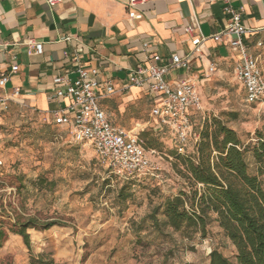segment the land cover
Masks as SVG:
<instances>
[{
    "label": "rangeland",
    "instance_id": "rangeland-1",
    "mask_svg": "<svg viewBox=\"0 0 264 264\" xmlns=\"http://www.w3.org/2000/svg\"><path fill=\"white\" fill-rule=\"evenodd\" d=\"M247 45L264 71V30ZM232 64L219 67L202 86V108L192 113H197L194 123L200 126L214 118L232 129L249 171L264 185V152L261 160L252 152L264 142V104L244 102L245 92L234 78ZM148 109L138 104L119 113L115 106H104L110 123L126 129L148 120ZM158 143L150 159L160 177L127 182L110 173L91 147L73 142L69 132L44 113L22 107L1 110L0 224L7 237L0 248V264H31L30 259L39 252L44 256L48 246L55 251L53 264H209L214 247L232 258L234 249L215 223L204 239L198 235L190 239L162 225L161 210L159 230L147 218L185 185L169 134ZM123 186L129 196L122 203L117 194ZM16 214L38 221L40 230L30 232L27 245L11 231Z\"/></svg>",
    "mask_w": 264,
    "mask_h": 264
},
{
    "label": "crops",
    "instance_id": "crops-1",
    "mask_svg": "<svg viewBox=\"0 0 264 264\" xmlns=\"http://www.w3.org/2000/svg\"><path fill=\"white\" fill-rule=\"evenodd\" d=\"M126 2L60 0L50 6L48 0H0V74H8L0 94L6 97L8 108L31 109L51 119L52 112L67 103L54 97L53 77L66 75L73 80L75 67L83 65L96 68L97 79L115 88L99 101L103 111L106 105L115 106L119 113L138 104L148 106V120L133 126L147 128L154 125L150 111L158 98L130 86L129 69L151 61V54L164 61L173 54L186 57L188 67L172 70L169 79L193 80L202 99V86L217 69L231 61L234 67L233 52L211 39L227 24L221 0H147L141 6L144 17L138 21L128 20ZM229 4L254 32L249 38L264 30V0H229ZM188 26L205 37L198 52L185 32ZM28 39L42 43L40 54L26 45ZM143 44L148 45L146 50ZM210 63L217 69L206 76ZM14 65L18 69L10 73Z\"/></svg>",
    "mask_w": 264,
    "mask_h": 264
},
{
    "label": "built area",
    "instance_id": "built-area-1",
    "mask_svg": "<svg viewBox=\"0 0 264 264\" xmlns=\"http://www.w3.org/2000/svg\"><path fill=\"white\" fill-rule=\"evenodd\" d=\"M60 0H48L50 6ZM147 0H127L126 14L129 21L141 20L144 15L141 6ZM223 12L227 18L226 26L211 39L216 44L226 45L236 56L233 67L235 80L245 92L244 102L247 104H264V71L259 67L257 59L250 55L245 40L254 32L242 23L240 12L234 10L229 0H221ZM185 32L191 36L193 51L198 52L205 41L201 34H194L190 26ZM26 45L36 54L42 52V43L28 39ZM148 48L143 44V49ZM70 55L67 54L66 57ZM143 65L129 69V85L144 89L158 98L150 111L154 119L151 126L155 131L166 130L177 153L185 155L189 145H194L199 135L194 132L191 114L201 110L202 99L193 80L172 81L169 73L188 67V59L173 54L169 61L159 55L151 54ZM18 67L11 66L10 73ZM217 65L210 63L205 71L211 76ZM76 78L71 80L66 75H57L52 79L54 97L65 99L66 105L52 112L54 125L66 128L75 143L87 145L93 149L99 161L121 180L149 175L155 179L160 177L159 169L153 164L152 151L143 148L139 133L145 128L135 126L126 129L112 125L101 109L99 101L115 92L110 82L99 81L98 71L94 67L77 65L74 69ZM8 81V74H0V89ZM0 107L7 110V99L0 94Z\"/></svg>",
    "mask_w": 264,
    "mask_h": 264
},
{
    "label": "trees",
    "instance_id": "trees-1",
    "mask_svg": "<svg viewBox=\"0 0 264 264\" xmlns=\"http://www.w3.org/2000/svg\"><path fill=\"white\" fill-rule=\"evenodd\" d=\"M248 40H245L246 45ZM196 114H191V121L194 132L199 135L197 143L191 145V151L187 150L185 155L178 154L173 148L184 169L185 185L178 194L154 207L147 218L159 230L161 224L157 214L161 210L164 217L162 225L190 239L195 235L204 239L209 225L215 223L234 253L229 258L214 247L208 254L209 264H264V185L257 175L249 171L237 134L214 118L196 126ZM165 133L168 132L155 131L151 126L145 128L139 133L143 148L156 153L154 149L159 144L158 140ZM252 152L257 160H261L264 142ZM145 179L155 178L143 175L126 181ZM37 182L40 186V178ZM42 182L52 184V181ZM124 191L125 186L117 194L122 203L129 196ZM11 228L26 245L29 244L30 232L40 230L36 218L20 214L14 216ZM6 237V229L0 224V248ZM54 254V248L48 246L44 256L39 252L30 259L31 264H53Z\"/></svg>",
    "mask_w": 264,
    "mask_h": 264
}]
</instances>
